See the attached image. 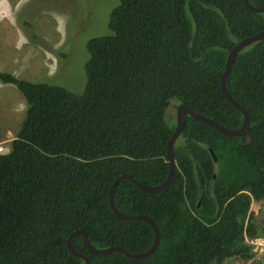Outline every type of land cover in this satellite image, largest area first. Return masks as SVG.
<instances>
[{
	"label": "trees",
	"instance_id": "16d2710c",
	"mask_svg": "<svg viewBox=\"0 0 264 264\" xmlns=\"http://www.w3.org/2000/svg\"><path fill=\"white\" fill-rule=\"evenodd\" d=\"M249 2L264 7V0ZM108 31L86 43L80 94L0 71V82L26 103L19 131L0 153V264H84L66 246L79 230L96 249L147 251L150 225L117 218L108 196L122 174L149 186L166 179L175 128L166 121L169 105L183 104L227 129L242 126L220 77L229 51L264 31V13L247 10L242 0H118ZM226 87L249 115L245 135H222L186 115L173 146L171 184L155 193L129 180L114 188L120 212L154 220L157 250L144 260L94 256L73 236V248L91 264L250 258L244 235H259L250 207L264 200V39L237 54Z\"/></svg>",
	"mask_w": 264,
	"mask_h": 264
},
{
	"label": "rangeland",
	"instance_id": "374dc122",
	"mask_svg": "<svg viewBox=\"0 0 264 264\" xmlns=\"http://www.w3.org/2000/svg\"><path fill=\"white\" fill-rule=\"evenodd\" d=\"M117 4L118 0H0V71L82 93L86 43L109 33V16ZM25 111L21 93L0 82V153L8 152ZM165 116L175 124L176 108L170 104ZM250 212L260 236L264 201H253ZM223 264L248 260L229 258Z\"/></svg>",
	"mask_w": 264,
	"mask_h": 264
},
{
	"label": "water",
	"instance_id": "95a60500",
	"mask_svg": "<svg viewBox=\"0 0 264 264\" xmlns=\"http://www.w3.org/2000/svg\"><path fill=\"white\" fill-rule=\"evenodd\" d=\"M242 2H243L244 7L247 10H249L253 13H264V7H255V6L250 4L249 0H242ZM263 39H264V31H261V32L257 33L256 35L245 38V39L241 40L240 42H238L229 51L227 58H226L224 70H223L221 77H220V88H221V92H222L224 98L231 105H233L238 111H240V113L243 116V123L239 129H235V130L227 129V128L223 127L221 124L203 116L202 114H199V113L187 108L183 104H180L176 107L175 128H174V131H173L171 137L169 138V140L167 142V146H166V157H167V163L169 166L168 175H167L166 179L159 185L149 186V185H144V184L137 182L133 178V176H131L130 174H122L119 177H117L114 180V182L112 183L110 190H109V196H108V204H109V208H110L111 212L117 218L122 219V220H142V221L148 223L150 225V227L152 228L153 233H154V240H153L151 247L147 251L142 252V253L130 252L129 250H127L123 247H120V246H112V247H107V248H103V249H96L89 243V240L87 239L86 234L83 231L79 230V231H75V232L71 233L67 238L66 246H67L69 253H71L73 256L83 260L84 264H91V260L87 255H84V254L76 251L72 246V243H71L72 237L75 235H80L82 238L84 246L87 248L88 252L94 256H103V255H108V254L117 252V253H121V254L125 255L126 257H129L133 260H144V259H147L154 254V252L157 250L159 242H160V232H159V229H158L156 223L150 217H147V216L142 215V214L130 215V214H125V213L120 212L115 207V203H114V188H115L116 184L122 180H129L135 186H137L140 190L147 192V193L160 192V191L164 190L165 188H167L171 184V182L175 176V172H176V167H175L174 157H173V146H174L175 141L178 139V137L181 135V133L184 129L186 115H188L189 117H191L194 120L200 121L202 123H205V124L211 126L216 131L221 133L222 135H225L228 137H242V136H244L246 133V130L249 128V125H250L249 115H248L247 111L237 101H235L231 97V95L229 94L227 87H226V77L232 68L234 59L237 56V54L239 52H241L243 49H245L246 47L250 46L251 44H253L257 41L263 40ZM209 152H210L211 156L213 157L214 161H216V156H215L214 152L212 150H209Z\"/></svg>",
	"mask_w": 264,
	"mask_h": 264
},
{
	"label": "built area",
	"instance_id": "2783aa9c",
	"mask_svg": "<svg viewBox=\"0 0 264 264\" xmlns=\"http://www.w3.org/2000/svg\"><path fill=\"white\" fill-rule=\"evenodd\" d=\"M244 244L248 247V264H264V235L249 237L244 235Z\"/></svg>",
	"mask_w": 264,
	"mask_h": 264
},
{
	"label": "crops",
	"instance_id": "0c3cea01",
	"mask_svg": "<svg viewBox=\"0 0 264 264\" xmlns=\"http://www.w3.org/2000/svg\"><path fill=\"white\" fill-rule=\"evenodd\" d=\"M263 201H264V200H263ZM263 201L261 200V201H260V203H261V202H263ZM262 235H264V233H263V234H261L260 236H262Z\"/></svg>",
	"mask_w": 264,
	"mask_h": 264
}]
</instances>
